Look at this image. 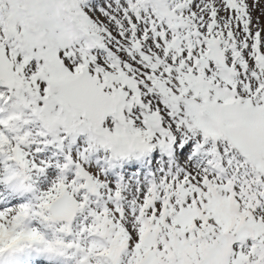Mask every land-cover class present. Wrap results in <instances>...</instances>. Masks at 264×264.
Returning a JSON list of instances; mask_svg holds the SVG:
<instances>
[{"label": "snow or ice", "instance_id": "obj_1", "mask_svg": "<svg viewBox=\"0 0 264 264\" xmlns=\"http://www.w3.org/2000/svg\"><path fill=\"white\" fill-rule=\"evenodd\" d=\"M0 264H264V0H0Z\"/></svg>", "mask_w": 264, "mask_h": 264}]
</instances>
